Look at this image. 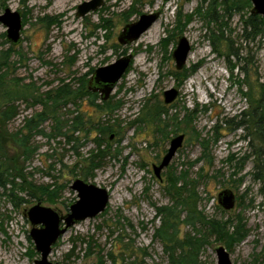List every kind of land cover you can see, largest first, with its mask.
<instances>
[{
    "label": "rangeland",
    "instance_id": "374dc122",
    "mask_svg": "<svg viewBox=\"0 0 264 264\" xmlns=\"http://www.w3.org/2000/svg\"><path fill=\"white\" fill-rule=\"evenodd\" d=\"M88 1L0 0V15L5 8L19 12L24 24L15 46L6 42L5 28L0 25V51L13 50L9 68L3 72L8 81L29 85L33 97L49 92L53 95L66 84L76 90L95 69L121 56H132L110 96L121 104L120 108L99 119L112 126L113 132L110 139H100L105 157L93 176L84 179L83 169L95 156L96 133H72L70 121L79 114L87 123L88 116L93 115L86 97L80 106L68 103L57 108L61 134H57L51 118L42 123L44 134H32L28 139L27 146L33 153L27 161L22 160L21 149L7 148L9 156L19 154L26 183L51 190L56 187L58 197L48 203L37 200L38 193L30 196L15 189L21 201L17 200L14 207L6 197L9 186L7 191L0 189V264H35L39 260L29 237L31 225L26 212L39 203L66 215L77 200L70 189L75 179L105 189L109 201L104 212L76 223L58 240L48 256L50 262L171 264L163 244L155 237L161 225L156 209L169 207L178 212L180 240L200 236L184 220L185 214L176 202L180 200L172 199L167 180L171 177L180 180L177 188L184 182L193 185L188 190L195 193L196 210L206 219L226 224L228 233L236 227L240 231L239 238L227 247L223 241L208 237L207 244L197 250H174V257L183 258L184 264H217L215 248L223 246L231 264H264V184L253 177L256 170L247 132L235 127L241 113L249 110L243 95L248 84L262 85L258 90L264 91V30L259 27L247 35L249 30L243 29L251 3L242 0L238 11L225 14L222 5L211 7L210 0H104L96 12L76 18V7ZM150 14L158 15L153 23L156 31L148 32L151 26L137 41L120 46L117 37L123 27ZM221 35L220 42L226 41L225 45L217 44L218 56L211 40ZM181 37L189 42L191 52L186 77L177 81L171 55ZM172 88L178 91V97L171 105H164L163 92ZM28 101L15 103L18 114L7 123L8 133L21 130L27 134L24 120L42 111L41 104L34 106L31 99ZM154 105L165 106L166 110L155 121L142 123L145 107ZM181 134L182 146L156 178L152 166L159 165L170 140ZM14 182L22 184L20 178ZM113 190H117V197L112 195ZM223 190L232 191L236 197L231 211H223L217 204ZM193 227L200 229L199 224Z\"/></svg>",
    "mask_w": 264,
    "mask_h": 264
},
{
    "label": "trees",
    "instance_id": "16d2710c",
    "mask_svg": "<svg viewBox=\"0 0 264 264\" xmlns=\"http://www.w3.org/2000/svg\"><path fill=\"white\" fill-rule=\"evenodd\" d=\"M242 0H210L211 7L213 5L218 6L222 5L225 9V14L238 11L239 2ZM247 4H250L249 0H246ZM244 31L249 30V33H255V31L261 27L264 30V20L260 16L249 15V18L244 21ZM103 27V26H102ZM221 35L218 40H211L212 48L215 50L218 56H221L220 50L218 49V43L220 42ZM226 39H222L220 42L221 45H225ZM230 49V45H226ZM12 48L10 47L6 51H0V189L7 191V186H9L6 197L9 198L14 205L17 207L16 201L20 200L18 196L14 193V190L23 191L28 193L30 196H35L36 193L37 200L44 199L48 203H53L57 197V189H49V187L38 186L35 187L30 183H26V180L21 173L20 165L18 160L20 158L19 154L23 157V161H27L30 158V153H33V149H29L27 146L28 139L32 134H44L43 130L40 128L42 123L47 119L51 118L56 126L57 134H61L60 130L62 128V121L59 116L56 115L57 108L61 105H66L68 103L75 104L80 106L79 102L84 101L85 97L89 99V104L93 109V115L88 116L87 123L84 122V119L81 115L73 117L71 121L72 133L83 131L91 135L92 132L96 133L94 137V143L96 145L95 156L92 159V162L83 169V178L87 179L89 176H93V172L100 167V161L105 157L100 148L103 146L101 137L106 136L109 138V134L113 132L112 126L101 123L99 121L102 115L112 114L114 111H117L120 108L119 102H113V98H109L107 101H99V98L96 94H93L88 91L86 83H82L81 86L72 90L70 85H64L63 87L55 90L53 95L51 92L44 94V97L37 96L33 97L30 92L29 85H21L19 82H11L6 79V73L3 70H8L9 68V57L11 55ZM237 58V61H240L238 53L233 54ZM228 60V55L226 56ZM241 68V67H240ZM239 68V69H240ZM242 71L243 68H241ZM185 68L182 71L173 73V76L177 78V81H182L186 77ZM241 74V73H240ZM245 75V74H244ZM247 75V74H246ZM245 75V76H246ZM247 78V77H246ZM247 80V79H246ZM247 82V81H246ZM245 83V82H244ZM240 84V83H239ZM256 84L249 83L247 92L243 95L247 98L249 103V110L242 112L240 115V120H238L235 127L243 128L247 134L248 143L251 149L250 157H252L255 165L256 173L253 174V177L256 181H260L264 184V91L258 90ZM23 88V89H21ZM25 91H28L30 95L26 96ZM46 95V97H45ZM28 99H31V105L41 104L42 111L36 113L29 119L24 120V129L27 134H24L21 130L11 134L8 133L6 125L18 114L17 106L15 105L18 101L29 102ZM52 102V105L49 103ZM29 106V105H28ZM143 116L140 121L143 123L153 122L157 119L159 115L164 113L165 106L154 105L150 107H145ZM98 117V119H95ZM85 124V125H84ZM89 125L88 127H85ZM110 139V138H109ZM76 141V140H75ZM9 146H16V148L21 149L20 153H15L12 156H9L6 153V150ZM20 178L22 184L19 186L15 184L14 180ZM168 183L172 188V199L180 200L177 204L181 207V213L184 212V220L194 229L196 234L200 233V236L196 238L195 236L185 237V241L180 240L179 230H178V212H174L169 207H161L156 209L157 215L161 218V225L156 230L157 239L161 241L164 246L165 251L168 253L171 264H184L180 257H174V250L180 249L182 252L185 251V248H201L204 244H207L206 238L214 237L219 241H223V244L227 247L230 242H232L235 237L239 238V229L238 227L234 228L232 233H228L226 229V224L217 221L216 219H206L202 213L196 210V203L198 202L197 197L193 190H188V186L193 188V185L189 182H184L182 188H177L178 178H168ZM178 182V183H177ZM189 183V184H188ZM174 188H177V192L174 193ZM24 200V199H23ZM22 200V201H23ZM21 201V200H20ZM199 224L200 229H196L193 225ZM203 232V234H201ZM181 252V253H182ZM110 259L112 256L110 254ZM187 264H195V262H187Z\"/></svg>",
    "mask_w": 264,
    "mask_h": 264
},
{
    "label": "water",
    "instance_id": "95a60500",
    "mask_svg": "<svg viewBox=\"0 0 264 264\" xmlns=\"http://www.w3.org/2000/svg\"><path fill=\"white\" fill-rule=\"evenodd\" d=\"M252 5L250 15L260 16L264 20V0H249ZM104 4V0H90L76 7V18H84L89 13L96 12ZM157 14L142 15L134 23L126 24L117 37L120 46H127L137 41L157 20ZM0 25L5 28V39L8 44L15 46L20 42L21 31L24 27L22 16L19 12H11L8 8L0 15ZM191 47L186 38L181 37L172 52V59L176 71H182L190 55ZM132 56H121L114 63L99 67L91 74L88 82V90L98 94L100 101H107L112 95L116 85L122 79L129 68ZM178 97V91L169 89L163 92L164 105H171ZM184 142V135L173 137L168 145L166 153L159 165H153L152 171L156 178L168 167L176 152ZM70 189L77 195V200L68 207L66 215H59L50 207L36 204L28 209L26 217L31 225L29 237L34 245V250L39 256L35 264H58L48 260L52 247L66 232L76 223L86 219H92L104 212L109 196L105 189L94 184L75 179ZM236 202L234 193L223 190L217 196V204L223 211H231ZM217 264H231L229 254L223 246L215 248Z\"/></svg>",
    "mask_w": 264,
    "mask_h": 264
},
{
    "label": "bare ground",
    "instance_id": "6f19581e",
    "mask_svg": "<svg viewBox=\"0 0 264 264\" xmlns=\"http://www.w3.org/2000/svg\"><path fill=\"white\" fill-rule=\"evenodd\" d=\"M66 0H63V3L65 2ZM156 31V26L155 25H152L151 29L148 31ZM113 196L117 197V190H113V193H112Z\"/></svg>",
    "mask_w": 264,
    "mask_h": 264
},
{
    "label": "flooded vegetation",
    "instance_id": "af4514ba",
    "mask_svg": "<svg viewBox=\"0 0 264 264\" xmlns=\"http://www.w3.org/2000/svg\"><path fill=\"white\" fill-rule=\"evenodd\" d=\"M23 21V20H22ZM89 79H90V77H89ZM89 79L87 80V82H86V86H87V89H88V82H89ZM89 91V90H88ZM94 94V93H93ZM97 95V97L99 98V101H98V103L99 102H102V101H100V97H99V95L98 94H96ZM84 181V180H83ZM86 182V181H85Z\"/></svg>",
    "mask_w": 264,
    "mask_h": 264
}]
</instances>
